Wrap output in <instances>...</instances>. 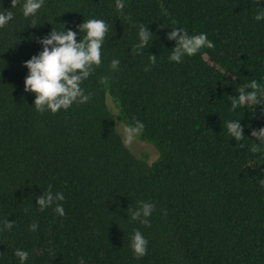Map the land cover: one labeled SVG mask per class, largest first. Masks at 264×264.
Listing matches in <instances>:
<instances>
[{
    "label": "trees",
    "instance_id": "trees-1",
    "mask_svg": "<svg viewBox=\"0 0 264 264\" xmlns=\"http://www.w3.org/2000/svg\"><path fill=\"white\" fill-rule=\"evenodd\" d=\"M258 3L124 0L118 12L115 0H44L33 26L19 3L0 0L13 12L0 28V222L13 221L0 225V264H19L17 248L28 252L25 264H264V144L251 136L264 127V100L229 111V97L252 80L264 97ZM89 18L108 28L101 63L80 85L90 99L36 111L23 62L42 50L39 37L63 26L78 31ZM140 23L152 38L133 53ZM177 26L206 33L212 46L170 61L167 33ZM133 118L144 125L135 137L158 153L152 161L118 130ZM232 119L243 128L240 141L224 124ZM48 190L64 195L55 202L63 216L55 203L37 205ZM138 201L154 206L147 226L130 219ZM137 229L147 240L139 258L130 247Z\"/></svg>",
    "mask_w": 264,
    "mask_h": 264
},
{
    "label": "clouds",
    "instance_id": "clouds-1",
    "mask_svg": "<svg viewBox=\"0 0 264 264\" xmlns=\"http://www.w3.org/2000/svg\"><path fill=\"white\" fill-rule=\"evenodd\" d=\"M20 4V12L26 19L31 18V25H36V14L42 7L44 0H11V8ZM124 8V0H115V9L119 12ZM13 17V12L9 9L0 8V28L8 24ZM256 21L264 20V7L261 6V0L257 4V10L253 17ZM127 19V18H126ZM78 31L64 26L57 30L53 28L50 33L38 38V43L42 50L36 55H32L23 62L27 69V75L24 78V91L34 93L32 105L38 112L50 110L56 113L60 109H68L73 103H85L91 93L85 95L81 88V82L88 78L93 66L101 63V48L104 43L105 34L108 30L104 20L97 18L84 19L83 23L77 26ZM172 31L167 33L168 40H174L175 45L171 49L168 59L179 63L184 56L192 57L198 53L202 47H211V41L204 32L189 35L182 26L172 27ZM81 33L83 36L81 37ZM79 36V38H77ZM138 42L131 49L133 53L145 48L152 38L143 23L138 25ZM155 62V56L149 57V64ZM119 59L113 58L110 61V68L116 69L119 65ZM147 70V69H146ZM251 89L248 91L247 89ZM257 81L252 80L248 84L239 88L235 97H229L231 105L229 111H235L238 107L255 106L262 103V97L258 91ZM261 114L264 115V107L261 108ZM134 119V126L128 125L124 132L127 141L134 135H139L144 125ZM228 134L236 141H240L243 135V128L240 120L224 121ZM251 136L261 144H264V127L258 131L253 130ZM256 151V148H253ZM264 186V178L260 180ZM64 195L61 192L53 193L48 190L36 198V203L43 210L53 205L56 201H63ZM138 207L130 211V219L138 220L140 224L147 226L149 217L153 210V205L144 201H138ZM54 212L64 215L62 204L55 203ZM13 221L4 220L0 222L3 229H10ZM31 231L37 229V224L29 225ZM147 240L137 229L131 236L130 247L136 258L142 257L147 251ZM14 256L18 258L19 264H25L28 252L21 248L14 251ZM78 264H85L84 259L80 258Z\"/></svg>",
    "mask_w": 264,
    "mask_h": 264
},
{
    "label": "rangeland",
    "instance_id": "rangeland-1",
    "mask_svg": "<svg viewBox=\"0 0 264 264\" xmlns=\"http://www.w3.org/2000/svg\"><path fill=\"white\" fill-rule=\"evenodd\" d=\"M110 104L112 107L113 105L112 102ZM113 108H114V112L117 113L118 109L115 107ZM125 127L126 126L123 123H118V130L122 135L124 141L127 140V137L124 132ZM126 145L137 155L146 154L149 161L154 160L158 154L153 145H151L148 142L139 140L137 137H135V135L132 137L131 140L127 141Z\"/></svg>",
    "mask_w": 264,
    "mask_h": 264
}]
</instances>
